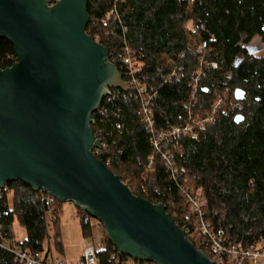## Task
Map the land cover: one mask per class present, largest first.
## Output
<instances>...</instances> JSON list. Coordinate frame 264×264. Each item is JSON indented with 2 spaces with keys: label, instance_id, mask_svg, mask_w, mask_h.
<instances>
[{
  "label": "trees",
  "instance_id": "trees-1",
  "mask_svg": "<svg viewBox=\"0 0 264 264\" xmlns=\"http://www.w3.org/2000/svg\"><path fill=\"white\" fill-rule=\"evenodd\" d=\"M88 14L87 32L92 38L101 34L110 59L115 61L126 45L131 48L140 65L137 77L153 94L158 129L184 125L215 110L214 121L198 129L196 136L181 135L165 143L179 170L173 176L150 143L140 101L131 90L112 89L94 113L92 129L104 145L94 148L95 156L135 195L164 204L182 229L185 223L197 222L180 188L187 184L203 194L204 217L217 237L264 247V56H254L247 48L254 36H264V0H88ZM190 22L194 29L188 28ZM199 44L205 54L197 51ZM16 61L13 43L0 38V68ZM116 64L121 67L119 61ZM237 88L247 92L242 109L227 104L215 109L225 94L234 100ZM239 113L245 121L236 124ZM151 156L154 163L149 168ZM1 189L4 236H14L17 218L26 229L21 241L25 249L47 248L53 253L52 238L62 255L64 203L22 180L9 181ZM82 213L86 212L78 209ZM49 222L55 228L53 236ZM81 228L85 238L92 235L93 227L82 217ZM104 231L97 264H134L136 259L121 252ZM0 264L20 263L0 247Z\"/></svg>",
  "mask_w": 264,
  "mask_h": 264
},
{
  "label": "water",
  "instance_id": "water-1",
  "mask_svg": "<svg viewBox=\"0 0 264 264\" xmlns=\"http://www.w3.org/2000/svg\"><path fill=\"white\" fill-rule=\"evenodd\" d=\"M89 21L88 0H0V38L17 55L11 67L0 68V188L22 180L74 204L136 260L218 264L164 204L135 195L93 153L102 143L92 129L94 113L112 89L129 85L87 32ZM234 97L243 102L247 92L237 88Z\"/></svg>",
  "mask_w": 264,
  "mask_h": 264
},
{
  "label": "built area",
  "instance_id": "built-area-1",
  "mask_svg": "<svg viewBox=\"0 0 264 264\" xmlns=\"http://www.w3.org/2000/svg\"><path fill=\"white\" fill-rule=\"evenodd\" d=\"M93 39L101 43V34L96 32ZM112 61L114 63L116 61L120 62L121 67L119 68L123 73L124 81L128 83L129 90L133 92L134 97L141 103L139 113L141 120L146 125L150 143L154 147L155 153L162 156L173 176H177L179 170L174 166L172 161L171 149L164 148L165 143L168 139L181 135L196 136L198 129H204L209 122L214 121L215 110L213 114L204 118H191L184 125H176L170 129H158L151 107L153 94L146 92L147 88L145 84L137 77L140 65L132 56L131 48L126 45L124 50L116 56L115 61ZM212 66L216 67L217 64L212 63ZM220 106L221 104L219 102L216 103L215 109ZM231 106L234 109L240 110L243 108V103L235 99L231 102ZM102 146L104 145L102 144ZM94 148L92 149L93 153ZM153 158L151 156L149 168L153 166ZM180 188L190 203L189 215L197 220L193 226L185 223L183 230L189 240H194L197 243V246L195 245L197 248L203 250L211 260L216 261L218 264H264V247L258 244H247L243 241L228 243L217 237L210 227V223L204 217V206L206 202L203 194L200 191H195L187 184L181 185ZM3 196V190L0 188V202L3 200ZM80 217L84 218V221L93 228L98 225H103L98 219L87 213H82ZM101 239V237H97L94 233L87 238V244L83 254L75 264H97L99 261L98 251L102 246ZM0 247L10 251L20 264H69L63 258L49 252L47 248L37 251L28 250L22 246L21 241H18L15 235L11 238L5 237L2 223H0ZM149 262L144 260L133 261L134 264H148Z\"/></svg>",
  "mask_w": 264,
  "mask_h": 264
},
{
  "label": "rangeland",
  "instance_id": "rangeland-1",
  "mask_svg": "<svg viewBox=\"0 0 264 264\" xmlns=\"http://www.w3.org/2000/svg\"><path fill=\"white\" fill-rule=\"evenodd\" d=\"M189 29H194L193 24L188 23ZM248 51L254 56L261 57L264 56V36L256 35L252 38L250 43L247 44ZM197 51L205 54V48L202 44L197 46ZM234 96V94H233ZM235 100V97H234ZM233 99L229 98L228 95H223L217 103L219 102L221 106L227 104L228 107H231V102ZM13 195L12 192L9 193V201L12 203ZM49 234L50 236L54 235L55 228L53 224L49 222ZM105 228L103 225H98L93 228L94 235L101 237V245L103 246V237ZM13 232L18 241H22L26 237V229L22 226L17 218H15L13 223ZM60 232L62 234V241L64 246V252L62 255L57 253L53 239H50L51 248L55 256L63 258L69 264H75L79 259L81 253H83L84 246L87 244L86 238L83 236L81 228V217L78 214V208L73 204L64 203L62 214L60 215ZM45 246H49V241L46 240ZM101 246V247H102Z\"/></svg>",
  "mask_w": 264,
  "mask_h": 264
},
{
  "label": "crops",
  "instance_id": "crops-1",
  "mask_svg": "<svg viewBox=\"0 0 264 264\" xmlns=\"http://www.w3.org/2000/svg\"><path fill=\"white\" fill-rule=\"evenodd\" d=\"M86 240H87V238H86ZM85 246H86V245H85ZM85 246H84V248H85ZM83 251H84V249H83ZM82 254H83V253H81L80 257L82 256Z\"/></svg>",
  "mask_w": 264,
  "mask_h": 264
}]
</instances>
